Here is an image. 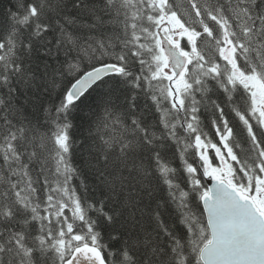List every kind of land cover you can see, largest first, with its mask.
Returning <instances> with one entry per match:
<instances>
[{"label":"trees","instance_id":"obj_1","mask_svg":"<svg viewBox=\"0 0 264 264\" xmlns=\"http://www.w3.org/2000/svg\"><path fill=\"white\" fill-rule=\"evenodd\" d=\"M171 17L189 56L177 104ZM104 65L119 72L69 102ZM246 76L264 87V0H0V264H62L81 243L107 264H201L206 165L264 212Z\"/></svg>","mask_w":264,"mask_h":264},{"label":"water","instance_id":"obj_2","mask_svg":"<svg viewBox=\"0 0 264 264\" xmlns=\"http://www.w3.org/2000/svg\"><path fill=\"white\" fill-rule=\"evenodd\" d=\"M161 37V46L175 75H181L187 58L176 45ZM106 65L85 74L70 93L87 91L102 78L117 72ZM207 192L201 205L209 229L210 239L199 253L201 264H264V213L241 190L208 172L205 178ZM63 264H106L99 249L92 245L75 248Z\"/></svg>","mask_w":264,"mask_h":264},{"label":"rangeland","instance_id":"obj_3","mask_svg":"<svg viewBox=\"0 0 264 264\" xmlns=\"http://www.w3.org/2000/svg\"><path fill=\"white\" fill-rule=\"evenodd\" d=\"M158 28L159 34L162 32L163 34L167 35L170 39L173 38L178 40L179 35L183 36L185 34L184 32H179L180 28H178V23L174 17H171L169 19H159ZM185 35L187 36V34ZM164 61L166 63L165 58ZM170 77L172 88L174 90V92L171 91V93L177 94V90L184 87L183 77L175 79L172 73L170 74ZM244 82L251 91L253 106L259 111L261 118L264 120V87L261 85V80L255 77H247L244 79ZM258 186H260L264 190V171L262 173L261 180L258 181Z\"/></svg>","mask_w":264,"mask_h":264},{"label":"bare ground","instance_id":"obj_4","mask_svg":"<svg viewBox=\"0 0 264 264\" xmlns=\"http://www.w3.org/2000/svg\"><path fill=\"white\" fill-rule=\"evenodd\" d=\"M176 45L178 46V48H179V50L181 51V53L183 54V55H185L186 56V58H187V65H188V63H189V56L187 55V53L186 52H184V51H182L181 50V48H180V41H179V39L177 40V42H176ZM161 54H162V57L164 56V58H165V60H166V57H165V55H164V51H163V48L161 49ZM163 58V59H164ZM166 62H167V60H166ZM104 66H106V65H104ZM112 66H115V65H112ZM101 67H103V66H101ZM115 67H117V66H115ZM98 68H100V67H98ZM98 68H95V69H93V70H96V69H98ZM117 69H118V71L117 72H115V73H113V74H111V75H114V74H117L118 72H119V68L117 67ZM92 70V71H93ZM108 76H110V75H108ZM108 76H106V77H108ZM175 77V79H178V78H180V77H184V75H182V76H174ZM105 78V77H104ZM104 78H102V79H104ZM76 83V82H75ZM74 83V84H75ZM98 83V82H97ZM96 83V84H97ZM170 83H171V81H170ZM73 84V85H74ZM73 85H72V87L70 88V92L71 91H73L72 90V88H73ZM171 86H172V83H171ZM91 89V88H90ZM90 89H88L87 91H85V92H82V90H80L79 91V93L81 94V95H79L78 97H74V96H67V99H68V101L69 102H75V101H77L78 99H80L83 95H85V93H87ZM173 92H174V90H173ZM233 159H234V157H233Z\"/></svg>","mask_w":264,"mask_h":264}]
</instances>
